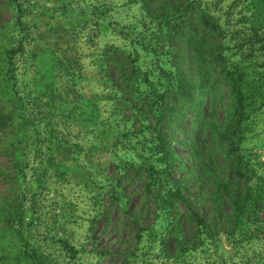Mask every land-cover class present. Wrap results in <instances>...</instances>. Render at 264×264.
I'll return each instance as SVG.
<instances>
[{
    "label": "rangeland",
    "instance_id": "1",
    "mask_svg": "<svg viewBox=\"0 0 264 264\" xmlns=\"http://www.w3.org/2000/svg\"><path fill=\"white\" fill-rule=\"evenodd\" d=\"M192 2L221 38L210 73L141 0H0V264H35L29 246L43 264H264V0ZM227 69L248 99L235 140L245 209L182 233L186 209L166 199L173 182L193 202L215 188L188 174L219 159L211 131L226 117ZM182 83L190 101L163 110ZM203 199L194 208L209 216Z\"/></svg>",
    "mask_w": 264,
    "mask_h": 264
},
{
    "label": "trees",
    "instance_id": "2",
    "mask_svg": "<svg viewBox=\"0 0 264 264\" xmlns=\"http://www.w3.org/2000/svg\"><path fill=\"white\" fill-rule=\"evenodd\" d=\"M141 1L144 2L143 7L149 14H151V17L154 21L164 25L166 28L167 26H174L178 28V32L175 28L172 38L174 41H177L176 44L181 47L182 52H184L185 55H188L190 63L192 65H200L202 68H207L205 72L209 71V65H213L215 59H218V56H213L212 53L215 51L216 44L221 41V38L218 40L214 37H211L213 35L215 36V34L209 29L213 28L214 25L209 22V20L212 19L207 16V14H205L204 10H200L198 8V14L189 12V9H194L197 11L196 5L192 2V0ZM175 14L179 15L177 25L171 22V19L174 18ZM184 14L189 16L185 26V22L183 20L185 17ZM258 15L261 21H264V9L258 10ZM191 31L192 34H190ZM170 32L171 30H169V33ZM178 38H183V40L178 43ZM262 51L264 53V38L262 40ZM220 73L222 74V72ZM218 76L219 75H216L215 77ZM234 77L235 73L227 69L226 77H224L226 80L225 91L227 104L223 109L226 117H224V121L219 125H211L213 129L211 132L214 135L213 139L215 138L217 140L216 145L221 151L219 159L217 162L212 160L206 167L204 165H197L195 168L199 171L196 173L194 170H192V172L188 174L189 179L191 178L196 180V185H199L202 189H204L208 184L210 186H214L215 188L211 189L210 194H204L201 192L200 198H196L195 202H193V200H188L187 196L185 195V193L191 192V190L185 192L182 186L177 185L176 183L174 184L173 182L174 187L170 190L172 192L169 193V197L166 199L171 200L169 202L170 209L174 207V202L175 205L180 203V205H183L186 209V211L184 210V212L181 214L179 221L176 222V227L179 228L180 232L182 233H186V229H191L198 232L201 229L210 228L215 225V223H217L215 225L216 227L218 224H221L224 219L227 222L231 217H234L235 219L240 218L245 209V194L248 189V182L246 175L243 173V155L239 148H235V140L238 139L236 136L239 134L240 130L237 128L241 129V124L243 123V120H241L242 114H244V111L246 110L248 99L244 97L243 93L241 92V88L235 79L236 77ZM166 91L169 95L174 97L173 99L177 98V101L175 103L170 102L171 106H165L163 102V110H168L171 112L175 110L176 112V110L183 107L177 106L178 108H175V105H180V99L187 100V102L190 101L188 94L189 89L183 83L180 84L174 91ZM156 97L164 99L165 94L161 97L156 94ZM250 99L251 101L254 100V98ZM217 100L218 97L215 96V92L210 93V97H208L207 100L208 104L206 105L205 110L207 111L209 108H212V110L215 109L218 104ZM161 113L163 114V111H161ZM205 114V123L208 124L209 121L207 118L209 113L207 114V112H205ZM201 129H203V127H201ZM159 141L160 144L157 147L158 151L162 154L168 153L170 147L167 145L166 140L163 139L162 141L159 139ZM207 150L208 149H204V151ZM148 162L149 163L145 161L143 162L144 165L148 166V168L146 167L144 169V171H148L147 178L149 180V184L147 187L149 188L150 186L152 189H156L155 186L159 185V180L154 176V170L152 167L153 161L148 160ZM167 168H169V166H167ZM167 177L171 178L170 169L167 171ZM158 189H160V187H158ZM205 196L207 200L208 198H212V208L210 209L209 216H200L197 214L194 206H197V204L200 203L203 204L205 201L203 197ZM222 207H226V211H223ZM176 240L175 242L177 245L182 246L183 243L177 242ZM29 247L30 248L27 251V255L30 257V259L32 258V261L35 264H43L44 260L47 261L48 258L45 257L40 252V250L31 246Z\"/></svg>",
    "mask_w": 264,
    "mask_h": 264
}]
</instances>
